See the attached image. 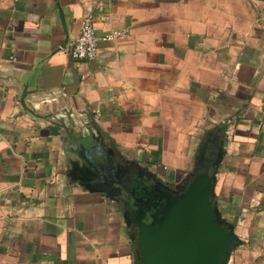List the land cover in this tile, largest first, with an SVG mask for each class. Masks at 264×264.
Returning <instances> with one entry per match:
<instances>
[{"label":"crops","instance_id":"0c3cea01","mask_svg":"<svg viewBox=\"0 0 264 264\" xmlns=\"http://www.w3.org/2000/svg\"><path fill=\"white\" fill-rule=\"evenodd\" d=\"M86 17L127 36L75 60ZM208 165L264 264V0H0V264H141L135 197Z\"/></svg>","mask_w":264,"mask_h":264},{"label":"water","instance_id":"95a60500","mask_svg":"<svg viewBox=\"0 0 264 264\" xmlns=\"http://www.w3.org/2000/svg\"><path fill=\"white\" fill-rule=\"evenodd\" d=\"M211 170L203 167L181 191L151 183L135 197L131 213L141 264L227 263L237 238L219 218Z\"/></svg>","mask_w":264,"mask_h":264},{"label":"built area","instance_id":"2783aa9c","mask_svg":"<svg viewBox=\"0 0 264 264\" xmlns=\"http://www.w3.org/2000/svg\"><path fill=\"white\" fill-rule=\"evenodd\" d=\"M126 36L127 33L124 31L98 33L93 21L86 17L82 21L81 30L72 42L69 52L75 60H93L98 57L102 42H111Z\"/></svg>","mask_w":264,"mask_h":264},{"label":"flooded vegetation","instance_id":"af4514ba","mask_svg":"<svg viewBox=\"0 0 264 264\" xmlns=\"http://www.w3.org/2000/svg\"><path fill=\"white\" fill-rule=\"evenodd\" d=\"M136 229V227L135 226H133V230H135Z\"/></svg>","mask_w":264,"mask_h":264}]
</instances>
